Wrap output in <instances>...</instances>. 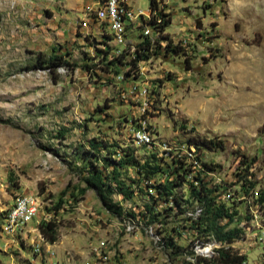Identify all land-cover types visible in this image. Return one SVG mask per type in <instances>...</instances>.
Instances as JSON below:
<instances>
[{
    "label": "rangeland",
    "instance_id": "rangeland-1",
    "mask_svg": "<svg viewBox=\"0 0 264 264\" xmlns=\"http://www.w3.org/2000/svg\"><path fill=\"white\" fill-rule=\"evenodd\" d=\"M87 2L29 0L27 20L11 0L0 4V264H183L192 250L210 257L220 245L194 244L187 213L158 217L152 224L141 221L143 196L132 201L113 196L126 213L136 214L134 219L107 212L94 191L74 207L65 197L56 215L48 211L67 185L72 190L78 184L74 147L87 146L93 137L139 147L130 139L137 110L118 98L105 74L98 71L96 77L82 68L94 63L76 24ZM131 4L147 11L149 0ZM172 6L166 32L180 50L149 67L155 90L148 126L158 143L193 137L223 142V149L201 148L200 156L218 166L213 183L222 185L221 200L234 202L241 218L244 234L230 246L246 256V264H264V203L255 201L264 191V0H173ZM52 50L78 68H60L56 77L29 70L35 53ZM242 156L255 159L248 177L255 186L248 194L235 184ZM185 188L177 192L186 196ZM20 196L37 198L40 209L9 236L2 231L3 217ZM195 207H189V215ZM44 219L58 223L54 244L37 230ZM172 239L185 249L174 253L168 245Z\"/></svg>",
    "mask_w": 264,
    "mask_h": 264
},
{
    "label": "trees",
    "instance_id": "trees-1",
    "mask_svg": "<svg viewBox=\"0 0 264 264\" xmlns=\"http://www.w3.org/2000/svg\"><path fill=\"white\" fill-rule=\"evenodd\" d=\"M170 25V19L163 20L161 29ZM168 38V37H164ZM168 40V39H167ZM153 52H149L150 42L146 39L141 44L144 49L143 53H137L138 59L148 57L149 55L163 56L166 53H178L180 47L172 45L170 40L162 51L160 46ZM126 55L118 56L104 65L107 73L118 74L119 64L126 60ZM134 63V61H132ZM88 63V62H87ZM85 65L82 67L88 72L93 65ZM29 70H47L53 76L58 75L60 68L68 71H74L78 68L76 63H72L65 59L64 55L52 50V53L46 55L44 53H35L33 61L29 65ZM98 73L93 75L98 77ZM54 77V78H55ZM109 84H114L113 79H107ZM99 110H102L101 108ZM135 121L133 120L132 123ZM150 129V127H149ZM63 138V134H58ZM88 145H80L73 149V160L79 162V165L73 164L72 168L78 175V184L72 187L70 185L60 193L57 201L53 204L49 212L57 214L66 202L65 197L70 200V204L74 207L88 191H94L102 204L103 208L118 217L124 214L131 218H136V214L126 213L123 206L113 200V196L121 197L122 201H132L134 198L143 196L146 199L144 211L138 214L141 221L146 224H152L161 218L173 217L177 214H186L185 222L187 228L193 232L194 244L203 246L209 242H216L220 247L215 248L210 257L198 255L194 250L189 252L192 256L191 260L184 261L183 264H245L246 256L239 254L230 245L240 239L244 234L242 228L239 227L241 218L238 217V211L233 207L234 202H225L221 200L224 188L222 185L213 183L211 174L217 172V165L205 162L201 158V148L208 150L223 149V142L216 138L213 139H196L189 138L181 144L194 146L201 160V168L192 172L191 166L177 158L162 159L157 156V147L154 144L139 146L144 149V154L138 153L139 147L127 146L119 147L115 144H109L100 138L93 137L87 141ZM104 151V152H103ZM255 159L247 160L241 157L239 167L235 173L237 185L240 186L241 192L248 194L249 189H253L255 183L248 180L252 176L250 170ZM130 171L133 176L130 175ZM186 187V196L181 195L177 190ZM255 201L259 204L264 203V191L255 195ZM165 204L164 209L159 210L158 206ZM196 205L200 209V213L196 214L194 209L189 215V207ZM195 207V208H196ZM168 211V212H167ZM166 212V215H163ZM238 218V219H237ZM37 230L41 238L49 243L54 244L57 241L58 223L54 219L44 220L38 223ZM174 249V253H180L185 248L176 245L172 241L168 244Z\"/></svg>",
    "mask_w": 264,
    "mask_h": 264
},
{
    "label": "built area",
    "instance_id": "built-area-1",
    "mask_svg": "<svg viewBox=\"0 0 264 264\" xmlns=\"http://www.w3.org/2000/svg\"><path fill=\"white\" fill-rule=\"evenodd\" d=\"M172 1L149 0L147 11H143L134 10L131 0H91V4L82 12L83 18L77 25L88 49L86 54L91 61H94L95 68H91L87 73L101 71L108 79H113L118 98L137 110V115L133 119L135 122L130 124V139L134 146L154 144L159 158L180 159L191 166L194 172L201 168V160L196 148L180 142L158 143L153 139L148 126L147 117L151 111V99L155 90L150 81L149 67L157 59L160 60V57L152 54L146 58H136L137 53L144 52V46L141 44L146 39L150 42V53L157 47V43L160 44L159 51L166 46L165 43L168 41V38H164L167 37L166 28L161 29L160 26L163 20L170 19ZM135 32H138L137 36ZM129 36L131 40L128 39ZM118 46H122V49L116 48ZM123 54L127 58L118 65V74L101 70L108 61ZM96 60H99V63H95ZM39 209L40 203L35 197L16 198L4 214L2 231L9 236L16 235L37 215ZM199 213L200 209L196 207V214Z\"/></svg>",
    "mask_w": 264,
    "mask_h": 264
},
{
    "label": "crops",
    "instance_id": "crops-1",
    "mask_svg": "<svg viewBox=\"0 0 264 264\" xmlns=\"http://www.w3.org/2000/svg\"><path fill=\"white\" fill-rule=\"evenodd\" d=\"M13 2L12 5H15L16 6V12L19 13L18 16H25V19L27 20V18L29 17V0H11ZM0 4H2V0H0ZM91 4V0H88L87 3H83V5H81V10L84 11V9L86 8V6L90 5ZM1 7V5H0ZM66 9V8H65ZM67 10H70V9H67ZM16 14V13H14ZM47 14H50V13H47ZM17 15V14H16ZM17 16V17H18ZM13 17V15H12ZM62 17V16H61ZM66 16L62 17V18H65ZM66 19V18H65ZM2 20V18H1ZM18 19L15 20V23ZM79 20H76V24L78 23ZM19 23H16V25H18ZM1 28V26H0ZM78 28V26H77ZM74 30H76V27H74ZM78 32V31H77ZM82 40V37L79 38ZM83 41V40H82Z\"/></svg>",
    "mask_w": 264,
    "mask_h": 264
},
{
    "label": "water",
    "instance_id": "water-1",
    "mask_svg": "<svg viewBox=\"0 0 264 264\" xmlns=\"http://www.w3.org/2000/svg\"><path fill=\"white\" fill-rule=\"evenodd\" d=\"M207 252V250L205 251V250H203V251H200V254H202V253H206Z\"/></svg>",
    "mask_w": 264,
    "mask_h": 264
},
{
    "label": "bare ground",
    "instance_id": "bare-ground-1",
    "mask_svg": "<svg viewBox=\"0 0 264 264\" xmlns=\"http://www.w3.org/2000/svg\"><path fill=\"white\" fill-rule=\"evenodd\" d=\"M206 251V250H205Z\"/></svg>",
    "mask_w": 264,
    "mask_h": 264
}]
</instances>
